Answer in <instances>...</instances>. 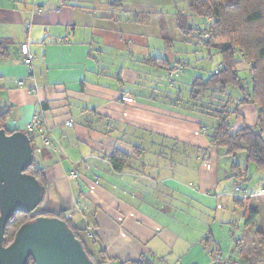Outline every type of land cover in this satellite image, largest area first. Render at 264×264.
<instances>
[{
    "label": "crops",
    "instance_id": "obj_1",
    "mask_svg": "<svg viewBox=\"0 0 264 264\" xmlns=\"http://www.w3.org/2000/svg\"><path fill=\"white\" fill-rule=\"evenodd\" d=\"M171 2L0 0V106L10 131L28 132L41 115L53 143L35 135L40 142L32 144L46 177L37 211L93 227L90 249L105 251L106 264H217L203 241L209 232L221 264H249L235 247L245 228L240 237L233 228L253 198L235 201L231 159L201 133L205 124L165 121L179 114L165 108L156 86L162 68L153 73L160 67L147 61L149 36L168 40L177 29L175 14L164 20L162 5ZM23 43L35 55L34 80L26 78ZM257 116L255 106H241L235 128L255 125ZM116 150L131 156L122 170L110 160ZM249 176L263 181L264 169ZM218 220L229 230L225 247L213 232Z\"/></svg>",
    "mask_w": 264,
    "mask_h": 264
},
{
    "label": "trees",
    "instance_id": "obj_2",
    "mask_svg": "<svg viewBox=\"0 0 264 264\" xmlns=\"http://www.w3.org/2000/svg\"><path fill=\"white\" fill-rule=\"evenodd\" d=\"M187 6L189 12L178 10L175 13L176 27L183 40L187 42L189 38H194L199 45L205 46L209 51L216 49L221 56V63L215 72L206 78L194 77L191 82L190 98L198 101L201 97H207V94L212 100L219 95L227 96V100L217 98L214 102L208 103L210 107L207 113L215 118L216 123L213 127L205 125L208 127L206 131L210 142L218 149H224V154L231 159L232 178L236 183L235 192L236 186L243 187V183H250V168L264 169V0H187ZM191 16L202 18L205 22L194 25L190 22ZM134 18L136 19L137 15H134ZM3 52L0 43V55H3ZM147 61L156 67L166 69L169 74L180 72L179 70L183 72L184 68L188 67L184 62L171 63L163 57L151 56ZM240 70H245L247 76H242ZM170 83L171 86L175 85L174 80H170ZM228 88L236 89L238 93H232L231 89L229 92ZM234 100H237L238 107L253 104L258 108L255 125L235 128L234 122L240 112L238 108L231 107L230 103L235 102ZM7 116L8 110L0 106V129L4 128L7 133H12L13 131L8 130L6 126ZM231 117H235L233 123L230 121ZM26 133L33 144L36 136L30 132ZM239 154L244 155L243 163L235 160ZM110 160L114 169L122 170L130 162L131 156L116 150ZM27 172L33 174L46 188L44 170L37 165L36 160ZM45 194L39 206L43 203ZM235 201L244 202L242 198H235ZM40 214L58 216L65 220L95 264L107 263L105 251L93 252L90 249L89 237L86 234L88 229H78L64 214L55 215L50 212ZM40 214L16 212L6 225L5 245L12 242L21 225L34 220ZM257 216L258 211L255 208L246 207V233L235 243L240 258L249 264L264 261V231L254 230ZM250 230L254 231L253 234ZM203 241L220 260L221 249L210 232ZM28 264H35L34 260L30 258Z\"/></svg>",
    "mask_w": 264,
    "mask_h": 264
},
{
    "label": "water",
    "instance_id": "obj_3",
    "mask_svg": "<svg viewBox=\"0 0 264 264\" xmlns=\"http://www.w3.org/2000/svg\"><path fill=\"white\" fill-rule=\"evenodd\" d=\"M35 160L30 136L0 129V264H95L82 242L58 216L40 214L21 225L5 245V228L16 212H34L46 188L27 169Z\"/></svg>",
    "mask_w": 264,
    "mask_h": 264
},
{
    "label": "rangeland",
    "instance_id": "obj_4",
    "mask_svg": "<svg viewBox=\"0 0 264 264\" xmlns=\"http://www.w3.org/2000/svg\"><path fill=\"white\" fill-rule=\"evenodd\" d=\"M165 7V8H164ZM164 10V20L170 19L171 16H174V14L178 11H185L189 12L188 6H187V0H172L171 3L165 5H162ZM190 22L196 25L198 22H205L204 19L191 16ZM166 30V28H165ZM176 31L169 30V39L163 40L162 38L156 37V36H149L150 42L153 44V55L154 56H160L163 58H167L172 63L175 62H185L188 67L185 68V70L182 73H172L171 76L169 72L162 68V78L159 76V80L156 81V86L160 89V91L163 92L165 97V108L171 109L172 108L176 113L179 115H173L166 113L165 116L170 117L171 119H168L166 117L165 121L172 124H206L210 127H213L216 123V120L213 116H210L208 112V108L210 107L208 103L214 102V99H224L227 100V96H216L213 100L211 99V96L206 95L207 97H201L198 101L191 100L190 98V89H191V82L194 79V77L201 76L203 78H206L210 73L215 72L221 63V56L218 53L216 49H211L210 51L203 45H199L194 38H189V41H184L179 36V33L177 29ZM244 64V63H243ZM249 65V64H248ZM244 66V65H243ZM250 67V66H249ZM152 69V68H151ZM161 68H155L152 69L155 71L160 70ZM152 72V71H151ZM161 73V71H159ZM165 72V73H164ZM240 74L242 76H247V73L245 70H240ZM149 76H151L149 74ZM149 76L146 78V80L149 78ZM170 80L175 81V85H170ZM232 91V93H238L236 89L228 88V91ZM215 96V95H214ZM234 96V95H233ZM235 98V96H234ZM235 101V100H234ZM239 102V101H238ZM224 103V102H223ZM222 103V104H223ZM237 100L235 102H231V107L238 108L240 112V107L236 106ZM241 103V102H240ZM213 105V104H212ZM243 105H249V104H243ZM241 105V106H243ZM253 105V104H250ZM254 106V105H253ZM240 115V114H239ZM239 117V116H238ZM235 117H231L230 121L233 123L235 121ZM238 120V118L236 119ZM236 123V122H234ZM206 125L201 126L202 134L207 133L208 127ZM207 129H204V128ZM35 144L40 142V138L36 137ZM215 146V145H214ZM216 147V146H215ZM217 148V147H216ZM224 152V149H222ZM243 154H239L235 160L238 162L243 163ZM74 173V172H72ZM72 173L70 174V177H72ZM254 182L251 183H243V187L247 188L248 190L253 191L255 194L251 197L252 204L250 205L253 208H258L261 205L264 204V193H261L260 189L263 188V181H259L257 179L253 180ZM263 190V189H262ZM252 192V193H253ZM241 195H235V198L239 199L242 198ZM243 201H247L249 198H242ZM45 200V199H44ZM223 209H219L218 211L224 210V206L221 207ZM237 211L242 212L241 208H237ZM259 214L257 216V223L255 226V229H261L264 230V210H259ZM37 211H35V215ZM219 213V212H218ZM221 215V212L220 214ZM235 218H238L237 214ZM215 216V214H214ZM219 224H214L213 232L215 233L216 237L220 239L225 247V243L229 240L230 234L228 227L225 225H222V221L218 220ZM239 221L235 222V227L233 228V231L238 233V237H240L241 232L243 228H245V219L241 226L238 227ZM237 227V228H236ZM89 230H92V236H88L89 238H94L96 231L93 227H89ZM88 231V230H87ZM253 230H250V233L253 234ZM216 257V255H215Z\"/></svg>",
    "mask_w": 264,
    "mask_h": 264
},
{
    "label": "built area",
    "instance_id": "obj_5",
    "mask_svg": "<svg viewBox=\"0 0 264 264\" xmlns=\"http://www.w3.org/2000/svg\"><path fill=\"white\" fill-rule=\"evenodd\" d=\"M21 53L23 56V62L27 74V79L34 80V59L35 55L32 53L29 47V43H23L21 45ZM171 84V83H170ZM18 85L24 86V80L18 82ZM32 91L38 92V85L34 84L32 86ZM69 125L72 124V122H68ZM204 129H207L206 127ZM28 132L33 133L34 135H38L41 139L44 145L51 147L52 146V138L49 136L48 130L43 124V119L40 114H34L32 120L28 124ZM72 177L74 179L78 178V175L76 173H72ZM235 192L236 195H242V198H249L254 195V193L250 192L247 188L242 187V186H236L235 187ZM261 193H264V190L260 191ZM37 211V209L35 210ZM35 211L33 213H35ZM37 215L42 213V212H36ZM88 236H92V230H89L86 232ZM217 264H221V259L217 260ZM236 264V263H234Z\"/></svg>",
    "mask_w": 264,
    "mask_h": 264
}]
</instances>
